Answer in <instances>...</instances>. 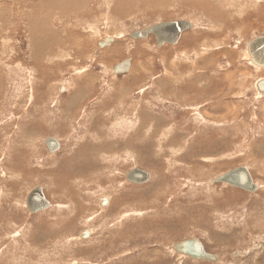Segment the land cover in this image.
Listing matches in <instances>:
<instances>
[{
  "label": "rangeland",
  "instance_id": "obj_1",
  "mask_svg": "<svg viewBox=\"0 0 264 264\" xmlns=\"http://www.w3.org/2000/svg\"><path fill=\"white\" fill-rule=\"evenodd\" d=\"M191 1L0 0V264H178L192 236L219 260L182 264H264V0ZM178 19L174 44L131 35ZM241 165L254 192L211 182Z\"/></svg>",
  "mask_w": 264,
  "mask_h": 264
},
{
  "label": "water",
  "instance_id": "obj_2",
  "mask_svg": "<svg viewBox=\"0 0 264 264\" xmlns=\"http://www.w3.org/2000/svg\"><path fill=\"white\" fill-rule=\"evenodd\" d=\"M192 27V22L185 19L170 20L160 22L149 26L145 29L134 31L131 35L134 38H145L149 34H155L157 44L176 43L180 39L182 33ZM114 41L113 37H106L99 42L100 47H105ZM251 60L264 66V35L253 38L248 43ZM131 59L126 58L114 66V73H125L131 67ZM258 90L264 93V78L257 81ZM64 90V87L62 88ZM45 143L50 152H54L60 148V141L56 137H47ZM126 178L130 182L144 183L151 178V173L141 167H134L126 174ZM211 182H227L235 187L246 191L254 192L259 185L254 181V178L246 165H241L228 170L215 177ZM107 199L104 197L102 204L105 205ZM27 205L32 213L46 209L51 206V202L46 198L42 187L37 186L27 196ZM84 237L89 235V231L82 234ZM172 248L179 254L187 255L193 259L217 261L218 256L215 253L206 250L204 243L197 236H192L172 244ZM178 264H182V259H177Z\"/></svg>",
  "mask_w": 264,
  "mask_h": 264
},
{
  "label": "bare ground",
  "instance_id": "obj_3",
  "mask_svg": "<svg viewBox=\"0 0 264 264\" xmlns=\"http://www.w3.org/2000/svg\"><path fill=\"white\" fill-rule=\"evenodd\" d=\"M212 1H213V0H212ZM222 1L224 2V0H222ZM225 1H226V0H225ZM60 2H61V1H60ZM187 2H188V1H187ZM191 2H192V1H191ZM202 2H203V1H202ZM217 2H218V1H217ZM42 3H43V2L41 1V2L39 3V6H40ZM212 3H213V2H212ZM214 3H215V2H214ZM56 4H57V3H56ZM56 4H55V5H56ZM188 4H189V3H188ZM217 4H218V3H217ZM220 4H221V3H220ZM237 4H238V3H237ZM237 4H236V5H237ZM34 5H35V4H34ZM191 5H192V6H196L198 9H201V10H206V8H209V9H210V7H211V6L208 7L206 3H204V4H202L201 2H200V3H196L194 0H193V2L191 3ZM215 5H216V3H215ZM243 5H244V4H243ZM206 6H207V7H206ZM212 6H213V4H212ZM232 6H233V5H232ZM219 7H220V5H219ZM8 8H9V7H8ZM214 8H215V7H214ZM9 9H10V8H9ZM41 9H42V5L40 6V10H41ZM222 9H223V8H222ZM36 10H37V9H36ZM230 10H231V9H230ZM1 11H2V10H1ZM6 11H7V9H6ZM6 11H5V12H6ZM34 11H35V10H34ZM38 11H39V10H38ZM79 11H80V10H79ZM211 11L214 12V10H211ZM216 11H217V10H216ZM216 11H215V12H216ZM222 11H223V10H222ZM225 11H227V10H225ZM260 11H261V10H260ZM39 12H40V11H39ZM204 12H206V11H204ZM208 12H209V10H208ZM213 12H212V14H214ZM233 12H234V11H233ZM233 12H232V13H233ZM40 13H41V12H40ZM40 13H39V14H40ZM210 13H211V12H210ZM216 13H217V12H216ZM225 13H227V12H224V14H225ZM232 13H228V14H226V15H228V17H231V16L233 15ZM1 14H3V12H2ZM224 14H222V15L220 14V16H221V17H224ZM215 15H217V14H215ZM215 15H214V16H215ZM226 15H225V16H226ZM209 16H212V15H209ZM217 17L220 18L219 16H217ZM247 17H248V16H247ZM43 18H44V17H43ZM40 19H41V18H40ZM39 21H40V20H39ZM9 22H10V21H9ZM41 22H42V21H41ZM42 25H43V23H42ZM192 31H193V30H192ZM194 35H195V34H194ZM194 35H193V36H194ZM105 38H106V37H105ZM105 38H104V39H105ZM37 39H39V40L34 39V46H35L36 48H38L42 42H43L44 44L46 43V41L43 40L42 38H37ZM156 40H157V39H156ZM39 42H40V43H39ZM98 44H99V43H98ZM110 44H111V43H110ZM110 44H109V45H110ZM79 46H80V45H79ZM79 48H80V47H79ZM53 50H54V49H53ZM248 51H249V50H248ZM107 54H109V53H107ZM249 55H250V53H249ZM250 59H251V58H250ZM251 61H252V60H251ZM252 62H253V61H252ZM253 63H254V62H253ZM254 64H256V63H254ZM256 65H258V64H256ZM259 66H262V65H259ZM113 69H114V68H113ZM259 92H260V91H259ZM179 95H180V94H179ZM210 95H211V94H210ZM200 98H201V97H200ZM212 106H213V105H212ZM211 108H212V107H211ZM214 108H215V107H214ZM218 109H219V108H218ZM216 111H217V110H216ZM101 143H102V142H101ZM105 204H106V201H105ZM26 206H27V208L29 209V207H28V205H27V202H26ZM29 211H30V209H29ZM30 212H31V211H30ZM81 235H82V234H81ZM204 246H205V245H204ZM172 249H173V248H172ZM173 250H174V249H173ZM186 256H187V255L180 254V257H179L178 259L181 258V259H182V262H183V260H184V258H185ZM187 257L190 258L189 256H187ZM191 259H193V258H191ZM193 260H197V259H193ZM218 260H219V258H218ZM218 260H217V261H218ZM217 261H215V262H217Z\"/></svg>",
  "mask_w": 264,
  "mask_h": 264
}]
</instances>
